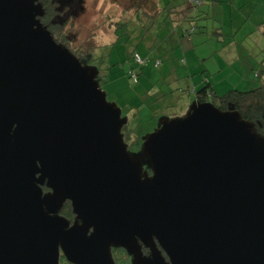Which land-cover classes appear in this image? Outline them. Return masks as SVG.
<instances>
[{
  "label": "water",
  "instance_id": "water-1",
  "mask_svg": "<svg viewBox=\"0 0 264 264\" xmlns=\"http://www.w3.org/2000/svg\"><path fill=\"white\" fill-rule=\"evenodd\" d=\"M42 15L36 0H0V264H114L111 245L131 264H264L253 125L195 101L131 155L97 70ZM65 200L80 225L58 215Z\"/></svg>",
  "mask_w": 264,
  "mask_h": 264
},
{
  "label": "rangeland",
  "instance_id": "rangeland-1",
  "mask_svg": "<svg viewBox=\"0 0 264 264\" xmlns=\"http://www.w3.org/2000/svg\"><path fill=\"white\" fill-rule=\"evenodd\" d=\"M234 2L228 8L204 1L189 9L195 16L174 27L173 17L142 21L132 0H83L84 11L66 27L69 48H91L82 65L97 70L106 101L126 118V143L141 142L164 120L186 117L206 84L216 97L264 86V0Z\"/></svg>",
  "mask_w": 264,
  "mask_h": 264
},
{
  "label": "trees",
  "instance_id": "trees-1",
  "mask_svg": "<svg viewBox=\"0 0 264 264\" xmlns=\"http://www.w3.org/2000/svg\"><path fill=\"white\" fill-rule=\"evenodd\" d=\"M52 1L53 0H36V2L43 9V15L41 18H39L40 24L50 32L53 40L57 44L61 45L64 48H67L80 62H82V60L89 57V50L91 48L85 51L78 48H69V46L73 42L70 40L66 32L68 23H65L64 27V25H60L56 21L52 22V19L55 15V3ZM148 1L149 2L146 1L147 3L145 5H139L136 3V0H132L131 9L135 10V14L138 13V18L140 15L142 16V21L143 17H145V19L147 18L152 23L161 14L162 9L159 8L156 0ZM145 6L146 8L148 6L151 8V14L147 13L146 11L143 12L142 8H145ZM195 6L196 5H192L191 7ZM119 25L120 24L117 23V27ZM208 96L212 97V100L210 102L220 111H226L229 105L233 106L234 110L239 113L240 117L244 121L252 124L254 131L260 137L264 138V86H260L256 89L245 92L232 90L221 97H216L211 86L209 84H206L199 90V92H197L196 101L200 103L206 102L208 101ZM130 133L131 130L128 129L126 125H124L121 129V134H123V137L129 136ZM59 264L69 263H66V260L62 256H60ZM121 264H125V261H122Z\"/></svg>",
  "mask_w": 264,
  "mask_h": 264
},
{
  "label": "flooded vegetation",
  "instance_id": "flooded-vegetation-1",
  "mask_svg": "<svg viewBox=\"0 0 264 264\" xmlns=\"http://www.w3.org/2000/svg\"><path fill=\"white\" fill-rule=\"evenodd\" d=\"M52 2L55 3V8H54L55 15L52 19V22L56 21L60 25H64L65 23H68V25H70L71 18L74 16H78L84 11L83 0H53ZM62 16L64 17L63 19H62ZM59 18L62 19L61 22L59 21ZM125 139L127 138H124L122 136V141L124 145L126 146V150L131 155L139 153L140 147L142 145V141L134 142L133 145H131V144L126 143ZM143 170L147 171L145 165L143 166ZM148 175L151 176L150 172H148ZM42 192L43 194H47V193H50V190L46 188H42ZM58 215L64 218L69 223V226H72L74 224H78V225L81 224L80 220L77 219L76 214L73 213L71 202L69 200H65V202L62 204V207L58 211ZM91 232H92V229L89 230L88 234H90ZM141 251L143 255L145 256L149 255L148 250L145 249L142 245H141ZM110 254H111V258L114 264H121L122 261H125V264H131V261H132L131 256L122 247L111 245Z\"/></svg>",
  "mask_w": 264,
  "mask_h": 264
},
{
  "label": "crops",
  "instance_id": "crops-1",
  "mask_svg": "<svg viewBox=\"0 0 264 264\" xmlns=\"http://www.w3.org/2000/svg\"><path fill=\"white\" fill-rule=\"evenodd\" d=\"M156 1L158 3L159 8L162 9V12L158 16V18H162L163 17L162 19H164V20L165 19L169 20V17L176 18L175 21L176 20L178 21L176 23L171 20V23L174 24L173 25L174 27L180 26L182 23H185L187 20H189L190 17L195 16L189 10L191 8L193 9L194 7H191L192 5H190L189 3L185 2V0H156ZM204 1H206V3L207 2H210V3L212 2L213 4H218V5L219 4H224L228 8H229V5H227V4H230V5H234L235 4L234 0H228L229 2H226L227 0H201V4L200 5L204 4ZM245 1H247V0H245ZM243 5H244V3L240 2V3L237 4V6L236 5L235 6L237 8V7H240V6H243ZM182 6L184 7L183 9H182ZM187 6H188V9L186 10L185 7L187 8ZM227 7H222V8L225 11V8H227ZM186 33H188V32H184L185 35H186ZM262 35H264V33Z\"/></svg>",
  "mask_w": 264,
  "mask_h": 264
},
{
  "label": "built area",
  "instance_id": "built-area-1",
  "mask_svg": "<svg viewBox=\"0 0 264 264\" xmlns=\"http://www.w3.org/2000/svg\"><path fill=\"white\" fill-rule=\"evenodd\" d=\"M185 2L189 3L190 5H196L197 6V5H200L201 0H185ZM136 61L139 64H142L143 63V61L140 58H138V57H136ZM133 78H134L133 81L136 82L137 81L136 76H134Z\"/></svg>",
  "mask_w": 264,
  "mask_h": 264
}]
</instances>
